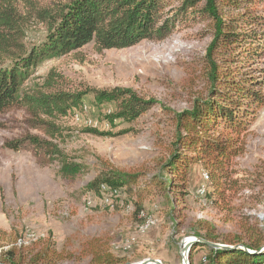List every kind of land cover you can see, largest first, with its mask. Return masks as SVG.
<instances>
[{
  "label": "rangeland",
  "instance_id": "rangeland-1",
  "mask_svg": "<svg viewBox=\"0 0 264 264\" xmlns=\"http://www.w3.org/2000/svg\"><path fill=\"white\" fill-rule=\"evenodd\" d=\"M26 1L19 0L22 33L9 36L10 52L0 63V73L22 67L26 57L21 53L41 50L52 41L49 21L37 17ZM68 1L31 0L51 9ZM242 13L264 17V2L246 5L233 15ZM212 40L205 24L192 23L179 27L161 42L145 41L103 54L90 44L65 57L47 59L30 70L21 95L36 88L71 93L123 88L156 99L159 104L136 121H116L112 125L106 117L116 107H96L89 95L86 106L60 117L62 148L86 166L73 187L63 180L58 165L40 168L30 153L5 148L7 140L19 138L27 130L22 124L23 112L0 114V260L17 246L30 264V259L43 251L44 241L52 239L61 258L40 264H90L92 257L87 253L97 243L117 258L131 261L129 264L152 260L191 264V255L196 263L207 255L204 248L183 253L188 241L198 240L197 234L213 235L221 243L227 236L243 237L244 229L256 225L264 231V106L257 110L245 137L246 152L230 163L231 181L239 185L229 192L226 204L217 206L206 198L210 180L202 165L193 167L190 196L185 208L175 204L180 213L175 218L169 216L166 199L150 194L152 190L146 187V182L157 175V160L175 141V113L189 110L194 99L206 96L202 60ZM253 68L254 76L264 80V62ZM249 69L245 71L249 73ZM260 92L264 95V90ZM89 129L109 135L89 134ZM106 167L142 175L134 187L137 194H85L83 188Z\"/></svg>",
  "mask_w": 264,
  "mask_h": 264
},
{
  "label": "trees",
  "instance_id": "trees-1",
  "mask_svg": "<svg viewBox=\"0 0 264 264\" xmlns=\"http://www.w3.org/2000/svg\"><path fill=\"white\" fill-rule=\"evenodd\" d=\"M26 2L37 17L49 21L52 41L41 50L21 53L26 57L22 67L0 73V114L23 112L22 124L27 130L19 138L7 140L4 147L30 153L40 168L58 165L63 180L73 187L86 166L62 148L64 130L60 117L81 109L89 95L93 96L96 107H116L106 117L112 125L116 121H136L159 103L123 88L74 93L36 88L21 95L23 80L30 70L47 59L65 57L90 44L98 54H103L133 48L145 41L161 42L179 27L202 23L213 37L202 60L206 96L194 99L189 110L175 113V141L157 160L154 167L157 175L146 182V187L152 190L150 194L154 192L166 199L170 205L169 216L175 218L180 216L175 204L185 208L186 198L190 196L188 184L193 167L202 165L209 173L206 179L210 180L206 198L217 206L226 204L229 192L239 185L238 181H231L230 163L246 152L245 137L257 110L264 106V95L260 92L264 90V80L254 76L253 68L264 62V17L233 14L246 5L264 0H69L52 9L31 0ZM20 8L19 0H0V63L10 52L9 36L22 33L24 21ZM19 48L22 52L23 47ZM249 67L248 73L245 70ZM87 132L109 135L96 129ZM141 177L106 167L97 172L83 192L98 197L105 194L114 197L120 193L134 197L137 194L134 187ZM197 237L234 249H216L199 243L192 247L191 254L204 248L207 255L199 263L191 255V264H264V231L258 225L244 229L243 237L227 236L221 243L210 234H197ZM16 247L3 254L0 264H26L24 252ZM43 247L41 253L30 259V264L61 258L52 239L45 240ZM91 248L87 253L92 257L90 264L131 262L107 252L100 243Z\"/></svg>",
  "mask_w": 264,
  "mask_h": 264
},
{
  "label": "water",
  "instance_id": "water-1",
  "mask_svg": "<svg viewBox=\"0 0 264 264\" xmlns=\"http://www.w3.org/2000/svg\"><path fill=\"white\" fill-rule=\"evenodd\" d=\"M199 243H206L207 245H209L210 247L212 248H216V249H219V248H223V249H229V250H232L234 249L233 247H227V246H223V245H220V244H216V243H212V242H206L204 240H201V239H198L197 241H188L185 245H184V248H183V253H189L190 250L192 249V247L194 245H197ZM237 248V247H236ZM235 248V249H236ZM262 250L264 251V247L262 248ZM143 264H162L161 262L159 261H148V262H145ZM187 264V263H185Z\"/></svg>",
  "mask_w": 264,
  "mask_h": 264
},
{
  "label": "bare ground",
  "instance_id": "bare-ground-1",
  "mask_svg": "<svg viewBox=\"0 0 264 264\" xmlns=\"http://www.w3.org/2000/svg\"><path fill=\"white\" fill-rule=\"evenodd\" d=\"M92 124V123H91ZM111 196V195H110ZM111 198V197H110ZM107 201L109 200V199H106ZM109 203V202H108ZM151 226V225H150ZM147 229V228H146Z\"/></svg>",
  "mask_w": 264,
  "mask_h": 264
}]
</instances>
